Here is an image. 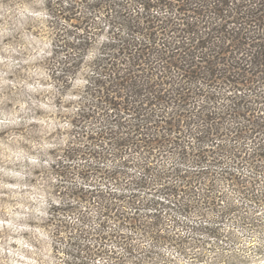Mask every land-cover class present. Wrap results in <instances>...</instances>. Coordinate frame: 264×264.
Wrapping results in <instances>:
<instances>
[{
	"label": "rangeland",
	"instance_id": "1",
	"mask_svg": "<svg viewBox=\"0 0 264 264\" xmlns=\"http://www.w3.org/2000/svg\"><path fill=\"white\" fill-rule=\"evenodd\" d=\"M201 1L0 0V264H72L70 253L80 242L78 233L68 226L48 225L45 214L57 205L56 211L65 213L62 222L67 224L87 210L86 222L96 226L98 214L87 189L92 184L103 187V183L112 190L141 188L131 189L140 200L116 198L109 203L125 207L128 213L134 210L132 206H140L144 215L160 204L157 212L162 211L166 239L132 231L131 252L108 243L106 251L90 264H133L144 253L150 256L140 264H257L264 260V161H251L242 152V160L232 162L225 149L214 147L219 155L224 154L220 162L195 163L174 153L166 156L147 147L130 149L99 141L103 152L93 156L89 152L93 144L81 135L84 130L73 113L75 105L86 111L84 102L96 93L100 78L110 79L102 74L109 62L106 54L114 49L110 36L139 42L148 51L153 48L146 49L149 40L162 43L172 29L188 28L187 20L205 9ZM128 33L136 38L127 37ZM260 75L264 82V73ZM173 80L180 87L176 85L180 76ZM216 82L204 87L220 91L221 83ZM181 84L193 89L195 96L188 98L191 104L207 100L210 108L221 106V99H215L217 93L192 102L196 88L186 80ZM104 85L101 94L105 97L109 84ZM195 85L201 87L200 81ZM227 87L224 84L220 93ZM247 105L245 101L244 108ZM238 112V116L224 114L220 125L248 117L243 108ZM92 121L96 125L92 122L91 128L98 129V118ZM75 131L80 132L77 141L83 150L69 159L62 149L56 151L58 155L50 154L55 145L64 147L67 135ZM213 154L206 152L209 158ZM175 165L193 172H186L188 176L184 171L171 172ZM158 169L168 172L158 174ZM216 194L219 206L233 209L197 212ZM185 205L192 211L174 209ZM175 221L182 226L174 227ZM196 223L210 225L209 234L203 228L198 232L185 228ZM112 224L116 221H107L106 229ZM113 253L131 254L134 260L109 257Z\"/></svg>",
	"mask_w": 264,
	"mask_h": 264
},
{
	"label": "trees",
	"instance_id": "2",
	"mask_svg": "<svg viewBox=\"0 0 264 264\" xmlns=\"http://www.w3.org/2000/svg\"><path fill=\"white\" fill-rule=\"evenodd\" d=\"M199 5L205 9L198 12L197 16H191L195 18L192 21L187 20V25H190L188 28L172 29L162 43L149 40L146 49L149 46L153 48L148 51L139 42L131 43V39L121 41L117 37H109L114 42V49L106 54L109 62L106 60L103 68L107 70L102 71V74H107L110 79L103 81L100 78V87L97 84L96 93L89 95L88 101L84 102L88 105L86 111H79L77 105L73 111L79 126L84 130L81 135L93 144V150L89 151L93 152V156L101 155L103 148L99 142H104L105 145H120L130 149L132 146L141 149L147 147L166 156L174 153L172 155L181 160L190 158L195 163L220 162L224 154L219 155L215 148L225 149L228 160L232 162L241 161L239 154L242 152L244 156L248 154L251 161H264V87L259 85L263 82L260 73H264V0H202ZM155 12L158 13V9ZM127 37L132 40L136 38L129 33ZM139 50H143V53ZM101 54L104 55L103 52ZM173 72L177 77L180 76L182 82L186 80L196 88L197 97L192 102H197L198 96H208L210 99L217 93L215 99H221V106L210 108L205 99L206 102L191 104L188 98L195 96L193 89H187L180 80L176 83L180 87H175L173 77L176 75L173 76ZM197 81H200L201 87L195 85ZM215 81L221 83L220 91L224 84L228 85L225 93L214 92V87L206 88L211 87V82ZM106 83L109 87H106L104 97L101 92ZM245 101L248 105L244 108ZM241 108L244 114H248L247 118L220 125L219 120L224 114L238 116ZM100 113L102 115L97 116ZM95 116L100 123L98 129L90 126L94 122L95 127L96 123L92 121ZM84 117L85 121L82 120ZM71 123L75 126L73 120ZM88 128L90 130H86ZM176 128L183 133L182 136L178 135ZM90 132L95 133V136H90ZM79 133H69L64 147H60L62 143L55 145L49 150L50 154L62 149L61 152H66L68 159L74 158L83 150L77 141ZM163 141L165 146H161ZM208 150L216 154L209 158L206 155ZM158 171V174L168 172L166 169ZM173 171H184V176H188L186 172H193L180 165L172 167ZM102 186L92 184L87 189L94 213L98 214L96 226L86 222L90 218L87 210L75 216V220L67 223L69 225L62 222L65 213H58L57 205L50 206V211L45 214L48 225L68 226L71 232L78 233L80 242L76 244L75 251L70 253L72 264H90L106 251L108 243H113L114 248L117 245L131 252L134 249V246L129 245L132 243V231H141L157 240L166 239L162 231V211L157 212L161 208L160 204L153 207L155 211L144 215H140V206H132L134 210L128 213L125 207L109 204L116 198L123 202L140 200L135 197L137 192L131 191L136 190L135 187L141 189L139 186L123 187L126 190L108 189L105 183ZM215 196L217 194L210 198L211 202L202 206V211L198 208L197 212L208 213L209 210L220 208L224 213L233 209L230 206H219ZM174 209L185 213L192 211L188 205ZM111 220L116 221V224L109 225L107 230V221ZM178 226L182 225L175 221L174 227ZM185 228L197 232L203 228L208 232L211 226L196 223L192 226L186 224ZM114 253L109 257L123 261L131 259L130 262L134 260L131 254L120 256ZM155 253L157 256L159 252ZM140 256L135 258L133 264H140L150 254Z\"/></svg>",
	"mask_w": 264,
	"mask_h": 264
},
{
	"label": "water",
	"instance_id": "3",
	"mask_svg": "<svg viewBox=\"0 0 264 264\" xmlns=\"http://www.w3.org/2000/svg\"><path fill=\"white\" fill-rule=\"evenodd\" d=\"M257 264H264V260H262L261 262L257 263Z\"/></svg>",
	"mask_w": 264,
	"mask_h": 264
}]
</instances>
